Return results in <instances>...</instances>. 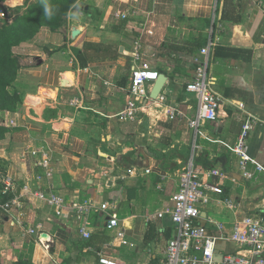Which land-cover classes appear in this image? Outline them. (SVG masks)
Masks as SVG:
<instances>
[{
  "label": "crops",
  "instance_id": "1",
  "mask_svg": "<svg viewBox=\"0 0 264 264\" xmlns=\"http://www.w3.org/2000/svg\"><path fill=\"white\" fill-rule=\"evenodd\" d=\"M38 1L9 2L26 8ZM74 1L67 28L44 38L45 45L62 49L46 50L42 66L27 74L30 107L0 143V176H12L16 189L3 194L1 204H20L0 219V264H99L101 256L120 264H165L175 237L172 197L190 161L204 172L225 174L210 182L223 194L211 193L202 211L211 234L219 236L218 227L231 233L247 216L264 220V173L243 179L234 152L246 120L256 117L249 155L264 167V10L253 0ZM210 39L216 42L211 74L222 106L215 122L196 131L186 124L198 106L186 86L195 78L194 58ZM145 65L167 78L155 100L154 87L145 101L129 91L133 70ZM28 147L50 154L54 174L45 183L65 199L112 204L124 238L102 229L92 214L85 239L77 220L58 219L45 202L26 195L25 185L35 188L42 172L37 160L23 157ZM37 226L42 228L30 236L28 229ZM237 251L219 241L216 259ZM242 254L255 259L247 250Z\"/></svg>",
  "mask_w": 264,
  "mask_h": 264
},
{
  "label": "built area",
  "instance_id": "2",
  "mask_svg": "<svg viewBox=\"0 0 264 264\" xmlns=\"http://www.w3.org/2000/svg\"><path fill=\"white\" fill-rule=\"evenodd\" d=\"M264 10V0H253ZM5 17V13H1ZM125 18L124 15L120 16ZM216 20V19H215ZM216 42L210 39L208 44L201 49L199 56L195 57L193 64L195 66V78L186 86V91L193 94L197 100L198 106L194 118L187 120V126L198 131L202 126L215 122L221 110V98L215 91V79L211 74V65L214 57ZM160 74L151 70L148 66H142L134 69L131 77L130 94L137 99L149 100V90L154 87ZM72 105L77 103L73 100ZM30 107V103L27 105ZM135 108L131 103L128 110ZM129 115H133L130 113ZM19 115H15L7 120L8 128H16ZM256 117H249L238 137L234 152L239 158V166L242 171L243 179L250 181L256 178V173H264V167L257 165L249 155L250 134L259 123ZM23 157H31L37 161L36 166L42 170L36 175V187L26 184L24 191L31 199L45 202L58 219H64L68 216L74 218L80 223V233L85 239L91 237L93 224L89 221L92 214L97 216L102 229L117 230V237L123 239L125 234L120 230V221L118 215L114 212L112 204L106 202L97 204L93 201L73 202L68 201L53 187L47 185L53 174L54 168L51 163L50 154L39 148H26L23 151ZM255 165L256 170L251 171L249 165ZM130 175H133L129 171ZM225 178V174L219 169L209 170L207 172L197 168L193 161H190L183 168L178 176V190L172 197V210L170 212L172 222L175 227V237L172 238L166 248L165 264H264L261 256L264 254V220L255 216H247L234 224L231 233H227L223 227H218L220 235L211 234L208 227L201 223L202 211L210 203V194H223V190L213 186L210 182L214 178ZM121 177L120 179H125ZM3 194H15L14 179L12 176H1ZM226 206L234 209L235 205L230 200H226ZM14 208H20L17 200L0 204V219L3 214H10ZM113 211V212H112ZM19 226H23L20 219H16ZM95 227V225H94ZM42 226L35 229H28V234L33 236ZM227 241L235 244L238 251L233 254L222 256L220 260L216 259L217 243ZM43 242L45 249L49 250L50 245ZM247 250L254 257L243 255ZM99 264H120L104 256L100 257Z\"/></svg>",
  "mask_w": 264,
  "mask_h": 264
},
{
  "label": "rangeland",
  "instance_id": "3",
  "mask_svg": "<svg viewBox=\"0 0 264 264\" xmlns=\"http://www.w3.org/2000/svg\"><path fill=\"white\" fill-rule=\"evenodd\" d=\"M9 1L0 3V28L27 17L29 10L38 12L42 16L39 21L29 17L32 21L28 20L26 27L19 24V35L12 43L0 44V143L15 132V129L7 127V120L15 115L18 116L19 112L29 104L25 100L27 95L34 93L29 88L27 74H34L36 69L42 66L40 62L45 57L46 50L62 49L57 45H45L46 34L65 30L71 16L73 18L75 14L71 13L75 6L74 0H54L50 5L48 0H39L26 8L25 4L13 7ZM2 12L5 13V17L1 16ZM3 201V191L0 187V204Z\"/></svg>",
  "mask_w": 264,
  "mask_h": 264
},
{
  "label": "trees",
  "instance_id": "4",
  "mask_svg": "<svg viewBox=\"0 0 264 264\" xmlns=\"http://www.w3.org/2000/svg\"><path fill=\"white\" fill-rule=\"evenodd\" d=\"M6 0H0V3L4 2ZM49 1V5L52 4V2L54 0H48ZM27 17H22L20 19H17L12 25H7L4 26L3 28H0V44L2 43H7L10 44L14 41V39L17 38V36L19 35V24L21 23V25H23L24 27L27 26L28 24V20L30 18L35 19L36 21H39L40 16H42V14H39L38 12H34L32 10H29ZM24 21V22H21ZM32 21V20H31ZM115 30H118L117 28H115ZM0 187L3 191V186L0 183ZM17 264H28L27 262H25L24 260H19V262Z\"/></svg>",
  "mask_w": 264,
  "mask_h": 264
},
{
  "label": "water",
  "instance_id": "5",
  "mask_svg": "<svg viewBox=\"0 0 264 264\" xmlns=\"http://www.w3.org/2000/svg\"><path fill=\"white\" fill-rule=\"evenodd\" d=\"M78 34V31L76 30L74 32V36ZM167 78L165 75H160L159 79L155 82L154 88H153V92H152V99H157V97L160 95V93L162 92L165 84H166ZM52 251V250H51Z\"/></svg>",
  "mask_w": 264,
  "mask_h": 264
},
{
  "label": "bare ground",
  "instance_id": "6",
  "mask_svg": "<svg viewBox=\"0 0 264 264\" xmlns=\"http://www.w3.org/2000/svg\"><path fill=\"white\" fill-rule=\"evenodd\" d=\"M16 1H17V2H22V0H16ZM33 99H34V98H31V101H33ZM31 101H30V102H31ZM30 104H31V103H30ZM32 104H39V102H36V101H35V102H33Z\"/></svg>",
  "mask_w": 264,
  "mask_h": 264
}]
</instances>
